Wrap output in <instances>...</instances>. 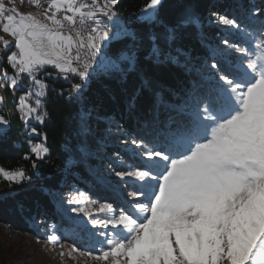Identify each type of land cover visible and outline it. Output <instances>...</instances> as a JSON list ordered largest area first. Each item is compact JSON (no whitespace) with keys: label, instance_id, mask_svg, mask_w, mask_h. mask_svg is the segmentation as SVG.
Returning a JSON list of instances; mask_svg holds the SVG:
<instances>
[{"label":"snow or ice","instance_id":"obj_1","mask_svg":"<svg viewBox=\"0 0 264 264\" xmlns=\"http://www.w3.org/2000/svg\"><path fill=\"white\" fill-rule=\"evenodd\" d=\"M33 2L42 6L39 0ZM118 2L51 0L37 17L21 14L0 0V21H7L2 30L13 37L16 49L7 56L15 75L5 73V80L15 89L23 75L36 89L27 90L19 99L22 120L44 122L38 110L44 107L47 85L38 74L45 66L54 67L64 79L69 73L82 82L89 79L95 57L110 39L97 14L111 19ZM8 3L14 5L15 0ZM161 3L149 0L142 9L145 19H155ZM62 8L73 15L58 18L56 13ZM52 9L55 11L49 15ZM89 20L92 26L85 28ZM198 23L196 15L188 12L174 28L166 29L163 42L151 36L147 58L158 64L173 59L166 46L178 39L177 30ZM218 23L242 30L228 15H219ZM256 36L254 48L222 40L240 57L213 50L205 65L210 87L186 102L191 108L188 119L172 121L163 145L131 136L124 141L143 163L114 174L139 186L127 192L131 200L120 206L99 204L98 211L106 212L107 218L94 220L93 226L117 231L100 233L106 247L100 248L94 260L102 264H264V23ZM0 41L5 49L9 47L8 40ZM81 49H86L83 59ZM126 58L135 62V55ZM82 86L73 84L69 96ZM138 94L139 90L129 98L130 108L135 107ZM7 125V119L0 116V126ZM31 151L43 159L48 149L36 144ZM0 176L9 183L28 179L22 169L0 168ZM49 240L56 244L58 237L51 235Z\"/></svg>","mask_w":264,"mask_h":264},{"label":"trees","instance_id":"obj_2","mask_svg":"<svg viewBox=\"0 0 264 264\" xmlns=\"http://www.w3.org/2000/svg\"><path fill=\"white\" fill-rule=\"evenodd\" d=\"M148 2L119 0L111 18L122 19L127 34L104 42L106 58L95 57L87 81L71 73L64 79L53 67H45L38 74L47 85L44 107L38 110L44 116L43 123L21 119L20 97L29 89L36 90L26 76L22 75L15 89L8 85L1 91L0 116L8 125L0 126V168L22 169L28 179L15 187L1 182L5 184L0 194V229L40 236L51 225L64 243L82 248L88 231L86 227L75 229L64 217L62 196L77 190L113 207L124 204L120 190L129 192L139 185L114 173L143 163L124 141L131 136L163 145L172 121L188 119L191 108L186 102L210 87L205 65L212 59L213 50L231 53L233 50L222 44L225 38L240 47L254 48L253 37L259 39L256 30L264 23V0H163L156 20L141 21L139 15ZM188 12L194 13L199 23L177 30L178 39L166 46L173 59L162 64L149 60L150 37L155 35L163 42L166 29L174 28ZM97 15L108 24L109 18ZM219 15L236 19L242 30L220 26ZM12 51L16 49H8L0 60L1 71L7 70L9 76L15 75L7 63ZM132 55L134 63L125 60ZM49 72L52 75H47ZM76 83L83 85L80 92L72 91L69 96ZM137 90L135 107L130 108L129 98ZM28 102L34 106L32 98ZM36 144L48 149L43 159L31 151ZM103 172L116 177L111 185L100 179ZM98 218H107V213L96 215L94 220ZM79 237L83 241L78 242ZM5 242L0 238V264H27L23 254L12 256Z\"/></svg>","mask_w":264,"mask_h":264},{"label":"rangeland","instance_id":"obj_3","mask_svg":"<svg viewBox=\"0 0 264 264\" xmlns=\"http://www.w3.org/2000/svg\"><path fill=\"white\" fill-rule=\"evenodd\" d=\"M5 2H6V7L15 6L16 10L21 14L24 15L33 14L36 15L37 17H40V14L45 11L47 6L51 3V0H39L40 5H42L41 7H37L36 4L33 2V0H15L14 5L8 3V0H5ZM89 3H91V0H89ZM54 11L55 9H52L51 11H49L48 14L51 15L52 12ZM63 11L66 10L62 8L60 12ZM85 11L87 10L85 9ZM58 13H56V15ZM67 13L69 15H73V13L71 12H67ZM156 15L157 12L155 13V19L147 20L145 19L146 13L141 11L139 15V19L141 21H154L156 20ZM17 19H19V17H17ZM1 22L2 21H0V23ZM3 22L6 23L7 21L4 20ZM108 24H112L118 27L117 39L126 36L127 28L124 25V21L122 19H120L119 17L111 18L109 19ZM219 25L222 26L221 24ZM0 38H2V40H8L10 42L9 47L5 49L2 41H0V60H1V57L3 56L4 52L14 47V39L10 34L4 33L2 29H0ZM105 47L106 44L101 49V53L97 55V58L100 60L106 58V54L104 51ZM75 49L76 46L73 45V55ZM231 55H241V54L232 51ZM45 67H52V66H45ZM5 73H7L8 77H11L9 76L7 70L1 71L0 69V101H2L1 91H3L4 88L9 85L8 82L5 80ZM0 106H1V102H0ZM124 146L134 150L133 148L129 147L127 144H125ZM102 175L104 179H106L108 185H111L114 179L116 178L115 176L107 174V172H103ZM3 181L8 182L2 176H0V194L4 192L2 185L5 183H1ZM23 181L20 183L13 182L14 184L10 183L9 186L11 187H15L16 185L20 186L24 184ZM116 190L118 191V189ZM127 192L128 191H124L123 189L120 190V194L123 196L122 198L124 201L131 200V197H127L126 195ZM61 200H62V205L66 207L65 208L66 212L64 213V217L67 219V221L73 224L75 229H79L80 227L82 228L86 227L88 231V237L87 239H85V242H82V248H79L78 246L71 243H64L62 240H60L53 226L50 225L47 228V230H45L46 232H40V236L12 234L8 230L0 229V238L3 239L4 242L6 241L5 243H6L7 251H9V253L12 256L23 254V257L25 258L24 260L27 264H102V262L94 260L92 257L100 254L101 247H106V245H104L103 243L105 237L100 235V233L104 232L110 234V232L113 230L110 229V226L109 228H103L100 225L93 226L92 222L94 221V217L96 215L98 217L99 215L103 216L105 213L98 211L100 202L91 199L84 192L77 190H74L69 195L62 196ZM80 208H83L84 211L83 212L77 211ZM51 235H56L58 237V242L56 244L50 242L49 237ZM77 240L78 242L83 241L82 238L80 237ZM60 244H63V247H60ZM85 253H90L91 255H85Z\"/></svg>","mask_w":264,"mask_h":264},{"label":"built area","instance_id":"obj_4","mask_svg":"<svg viewBox=\"0 0 264 264\" xmlns=\"http://www.w3.org/2000/svg\"><path fill=\"white\" fill-rule=\"evenodd\" d=\"M65 14L69 15L66 11H63V12L58 13L57 17L60 18V17H62ZM3 23H4L3 21L0 23V29H2V24ZM104 25H106L107 30L109 31V35H110V39L108 41H114L117 38L118 27L114 26L112 24H104ZM89 26H92L91 25V20L88 21V23L85 25V28H88ZM75 51H76V49H75ZM75 51H74V54H75ZM80 53H81V58L83 59L85 54H86V49H81ZM73 66H75V65H73Z\"/></svg>","mask_w":264,"mask_h":264},{"label":"water","instance_id":"obj_5","mask_svg":"<svg viewBox=\"0 0 264 264\" xmlns=\"http://www.w3.org/2000/svg\"><path fill=\"white\" fill-rule=\"evenodd\" d=\"M126 57H127V56H126ZM126 57H125V60H128Z\"/></svg>","mask_w":264,"mask_h":264}]
</instances>
